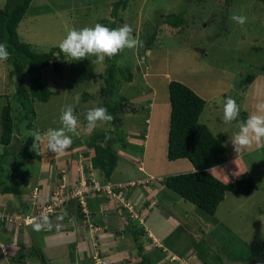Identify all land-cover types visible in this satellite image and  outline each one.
I'll list each match as a JSON object with an SVG mask.
<instances>
[{
  "label": "rangeland",
  "instance_id": "obj_1",
  "mask_svg": "<svg viewBox=\"0 0 264 264\" xmlns=\"http://www.w3.org/2000/svg\"><path fill=\"white\" fill-rule=\"evenodd\" d=\"M6 1L0 0V8ZM117 1L32 0L17 33L38 53H46L59 49L58 43L69 29L96 23L114 28L130 25L144 46L125 49L117 62L123 74L115 72L109 101L118 106L119 122L114 118L93 132L83 131L86 111L104 107L109 97L99 78L106 69L105 61L92 63L94 56L73 61L62 52L63 58L56 53L51 65L43 70L44 81L52 92L50 99L30 104L32 112L30 108L20 109L14 97L13 67L8 60L0 61V111L9 101L17 139L13 147L0 144V206L8 202L1 190L12 183L13 162L29 182L21 187L20 196L8 198L19 203L18 197L27 194L33 200L27 212L16 209L14 215L0 209V264H202L203 258L197 257L194 247L197 243H201L208 264H246L236 262V256L264 245V147L243 149L234 158L228 141L238 121L243 120V113L248 116L254 111L264 93V71L260 69L264 66V0H128L126 9L119 8L113 15ZM233 13L246 16L247 22L241 26L232 21ZM177 15L182 18L173 27L169 21ZM129 73L131 83L124 79ZM248 75L255 76L253 82L239 89ZM169 78L201 97L206 105L199 121L212 133L228 137L225 146L231 161L210 173L226 183L250 177L257 186L249 196L227 192L213 215L163 185L165 177L186 173L192 167L187 160L169 161L166 157ZM228 97L236 100L240 116L231 125H224L222 108ZM124 100L130 104L125 111L133 107L137 112L121 113L120 103ZM65 105L74 107L81 125L79 134H70L71 149L57 156L44 145L33 147L29 133L59 128L60 110ZM146 120L153 121V126ZM94 137L118 156L110 181L102 179L96 167L92 169L95 178L101 183L132 181L135 185L122 189L121 202L96 193L85 196L89 218L84 220L81 209L80 224L72 223L86 227V233L81 229L73 242L78 251L81 247L78 254L61 232L34 231L22 219L39 210L63 183L68 189L74 188L79 166L94 167L90 146ZM82 153H88L89 158ZM75 202L78 199L74 206ZM104 207V219H98ZM91 212L95 219L91 220ZM62 213L71 211L64 208L51 215L53 223ZM13 216L18 219L6 220ZM149 233L156 241L150 240ZM254 264H264V250Z\"/></svg>",
  "mask_w": 264,
  "mask_h": 264
},
{
  "label": "trees",
  "instance_id": "obj_2",
  "mask_svg": "<svg viewBox=\"0 0 264 264\" xmlns=\"http://www.w3.org/2000/svg\"><path fill=\"white\" fill-rule=\"evenodd\" d=\"M31 1L7 0L3 8H0V41H6L9 45L8 50L11 55L8 62L13 67L11 75L16 79L14 97L19 102L20 109L24 111L30 108V112H32L31 107H29L30 104L35 102L45 103L52 94L44 81L43 70L51 65L56 53H59L60 58H63L59 49L38 53L30 44L20 40L17 33L18 25L24 18ZM127 2L128 0H118L113 7V15H116L119 8L121 11L125 10ZM181 18L180 15L174 16L169 21V24L177 27ZM119 58L120 53L111 59L106 57V69L99 75V78L104 81L105 89H107L106 94H109L103 106L108 109V112L116 120H118L116 117L118 106H112L109 98L112 97L114 92L115 72L118 71L123 74L121 68H118L117 65ZM260 69L264 71V66ZM254 77V75H248L244 78L239 84V89L244 90L253 82ZM124 79L127 83H131V73H129V77L124 76ZM167 92L170 111L166 157L169 161L181 159L189 161L193 171L167 176L163 179V185L183 200L192 203L210 215L215 214L227 192L249 196L257 190L255 182L250 177L235 179L226 183L209 172L211 167L222 165L228 160L225 146L226 136L221 132L219 134L212 133L207 125L199 121L206 102L191 89L177 81H170L167 85ZM122 104L120 103L121 113L137 112V109L133 107L125 111V106L130 105L125 103V100ZM28 117L29 115L27 116L26 114V118ZM245 119L246 114L244 112L243 120ZM29 127L32 126L29 125ZM0 129V144L5 147H13L17 139L14 134L15 125L9 101L0 111ZM90 146L94 150V160H91L92 164H94L92 168L98 169L102 179L105 178L104 180L110 181L112 172L116 168L117 154L108 146L102 144V141H99L96 137L92 139ZM82 154H84L86 159L89 158L88 153ZM34 156L37 159L40 158L37 153H34ZM11 180L12 183L10 185L3 187L2 193L18 196L22 192L21 187L28 186V178L17 166V162L12 163ZM75 200L70 201L66 208L73 205ZM78 204L79 202H75V206L73 205L72 208L75 211V218L81 220V208ZM194 247L197 251V257L203 258L201 259L202 264H208L205 260L207 255L203 252L204 249L201 247V243H197ZM263 250L264 245L251 247L244 255L236 256L235 260L240 263L254 264L255 259ZM235 260L233 259L234 262Z\"/></svg>",
  "mask_w": 264,
  "mask_h": 264
},
{
  "label": "clouds",
  "instance_id": "obj_3",
  "mask_svg": "<svg viewBox=\"0 0 264 264\" xmlns=\"http://www.w3.org/2000/svg\"><path fill=\"white\" fill-rule=\"evenodd\" d=\"M230 19L241 26L247 22L246 16L236 13H233ZM143 46V42L134 36L130 25L123 24L116 28H109L101 23L81 29H69L58 43L59 50L70 57L71 60L79 61L89 56H94L96 59L92 63L95 64H102L106 57L111 59L125 49L132 50ZM8 49L9 45L7 42L0 41V61L9 60L11 53ZM222 113L224 125H231L233 122L238 121L240 108L234 98L228 97L225 99ZM84 119L86 123L83 126V131L90 133L100 124L113 121L114 117L105 107H93L86 111ZM59 122V128H49L44 133L39 130H32L29 135L33 138V147L44 145L49 152L57 156H63L69 151L73 143L70 134H79L77 130L81 126L72 105H65L61 108ZM228 142H230L234 152L237 154H240L243 149L251 148L253 145L264 147V102L257 103L254 106V111L248 114L247 119L238 121L236 130L229 135ZM209 172H217V167H211ZM107 198H113L121 202V199ZM62 220L63 216L58 215L56 222L53 223L49 215L42 213L40 216L32 217L31 225L28 226H32L33 230L37 232L45 229L48 231L55 229L59 233L62 227Z\"/></svg>",
  "mask_w": 264,
  "mask_h": 264
},
{
  "label": "built area",
  "instance_id": "obj_4",
  "mask_svg": "<svg viewBox=\"0 0 264 264\" xmlns=\"http://www.w3.org/2000/svg\"><path fill=\"white\" fill-rule=\"evenodd\" d=\"M134 182H129L126 184L119 183H101L99 182L92 171V166L89 164L88 168L84 169L81 166L77 170V180L75 187L68 189L66 184L63 183L58 187L57 191L53 193L49 202L43 205L36 212L31 213L22 219L25 225H31V218L35 216H40L42 213L49 215V217L56 212L61 211L66 208L67 204L74 200L78 199L79 205L81 206L82 213L84 214V220L86 221L89 218V213L86 209L85 196L96 193L103 195L105 197H114L121 199V190L127 186H133ZM12 219H18V217H7L6 220L12 221Z\"/></svg>",
  "mask_w": 264,
  "mask_h": 264
},
{
  "label": "crops",
  "instance_id": "obj_5",
  "mask_svg": "<svg viewBox=\"0 0 264 264\" xmlns=\"http://www.w3.org/2000/svg\"><path fill=\"white\" fill-rule=\"evenodd\" d=\"M166 77H167V75H165ZM169 81H170V78L168 79V81H167V84L169 83ZM152 100H154V98L152 97ZM151 100V101H152ZM169 100V99H168ZM261 102H264V93H263V95L261 96ZM246 113V112H245ZM246 119H247V114H246ZM150 123L152 126H153V121H151V120H146L145 121V123ZM134 127H132V129H133ZM132 129H130V130H132ZM149 129H151L152 130V127H149ZM134 131H137V129H135ZM136 133V132H135ZM146 136V135H145ZM226 140H228V137L226 136ZM256 147H258V146H256V145H254L253 147H251V148H256ZM232 152L233 153H235L234 152V150H233V148H232ZM239 156V154L237 155V153H235L234 154V158H236V157H238ZM181 160H183V159H181ZM177 161V160H176ZM231 161V159H230V157L228 156V160L224 163V164H226V163H228V162H230ZM223 165V164H222ZM184 167V166H183ZM186 169L188 168V167H185ZM143 170V168H142V166H140L139 167V171H142ZM191 171H193V167H190L189 169H188V171L187 172H191ZM186 172V173H187ZM47 178V177H46ZM47 180V179H46ZM117 183H119V182H117ZM72 186V185H71ZM3 189V188H2ZM2 191V190H1ZM48 193V192H47ZM12 194H4V196L6 197V199H8V202L6 203V202H3V204L0 206V209L1 210H5V212H6V210H8L7 211V213L8 212H14L13 214L14 215H16V211H19L20 212V210L21 211H24V212H27V210H28V207H27V205L28 204H30L32 201L31 200H29V198L30 197H27V194H24V195H22V197H18V199H20V201H19V203L20 204H22V205H20L18 202H15V201H12L10 198H8V196L10 197ZM49 195V194H48ZM14 196H17V195H14ZM20 196V195H19ZM41 196V195H40ZM37 197V196H36ZM36 197H35V195H34V201L35 200H37L36 199ZM32 198V197H31ZM30 198V199H31ZM48 198V197H47ZM45 199L44 200V202L46 201V202H49V199H50V195H49V198L48 199ZM31 201V202H30ZM45 202V203H46ZM38 203V202H37ZM45 203L44 204H42L41 206H43V205H45ZM19 204V205H18ZM18 207L20 208H22V209H18ZM73 207V205H70L69 207H67V209H69L70 211H71V213H66L65 215L62 213V215H63V220H62V227H61V229H60V232L62 233V234H64L65 235V237L67 238V240H69V241H67V243H68V245H70V247H71V249H72V247H74V253L75 252H77L78 254H81V252H80V248H79V246H78V248H79V251L77 250V247L76 246H74L73 245V242H74V240H75V237H76V234H78V235H80L81 234V229L83 230V229H86V227L84 228L82 225H81V228L80 227H78V226H74V225H72V223H78V224H80L79 223V220H77L76 218H75V211H74V208H72ZM17 209V210H16ZM16 210V211H15ZM105 210H106V208L104 207V208H102L101 209V213H100V215L98 216V219H104V214H103V212H105ZM12 214V213H11ZM91 215H92V217H91V220L92 219H95V213L94 212H91ZM94 221V220H93ZM95 223V222H94ZM101 225V224H100ZM17 228V227H16ZM97 229H99L98 227H96V230ZM78 231V233H76ZM80 231V232H79ZM50 232H56V230L54 229V230H51V231H49L48 233H50ZM59 232V233H60ZM83 232H84V230H83ZM82 232V233H83ZM86 232H84L83 234H85ZM149 237H150V240H152V242H154L153 241V239L156 241V239H155V237H154V235L152 234V233H149ZM106 238V237H105ZM152 238V239H151ZM107 242V241H106ZM109 242V241H108ZM73 259L75 260V263H76V258H75V256H73ZM77 264V263H76Z\"/></svg>",
  "mask_w": 264,
  "mask_h": 264
}]
</instances>
